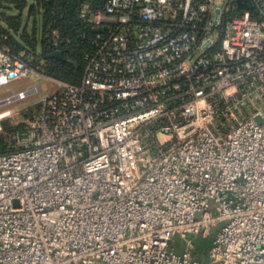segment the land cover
Returning <instances> with one entry per match:
<instances>
[{
	"label": "built area",
	"instance_id": "obj_1",
	"mask_svg": "<svg viewBox=\"0 0 264 264\" xmlns=\"http://www.w3.org/2000/svg\"><path fill=\"white\" fill-rule=\"evenodd\" d=\"M79 17L78 83L0 45V86L57 84L0 152V264H199L192 236L215 227L205 264H264V0H104Z\"/></svg>",
	"mask_w": 264,
	"mask_h": 264
},
{
	"label": "trees",
	"instance_id": "obj_2",
	"mask_svg": "<svg viewBox=\"0 0 264 264\" xmlns=\"http://www.w3.org/2000/svg\"><path fill=\"white\" fill-rule=\"evenodd\" d=\"M27 6L26 0H0V45L13 53L24 51L32 56L33 65L43 59L41 69L51 78L70 83H78L85 65V55L91 51L90 39L93 31L79 17L81 5H102L104 0H36ZM14 4L16 13H9V6ZM27 6V7H26ZM26 7L23 19L22 10ZM40 16L37 26L35 17ZM32 18L28 30L27 21ZM57 30L59 42L52 47L51 32ZM39 37V38H38ZM37 47L40 52L37 53ZM58 49L67 61L47 57ZM28 58V57H27ZM29 60H31L29 58ZM70 60L77 63L75 68ZM6 136L0 134V152L7 148Z\"/></svg>",
	"mask_w": 264,
	"mask_h": 264
},
{
	"label": "rangeland",
	"instance_id": "obj_3",
	"mask_svg": "<svg viewBox=\"0 0 264 264\" xmlns=\"http://www.w3.org/2000/svg\"><path fill=\"white\" fill-rule=\"evenodd\" d=\"M36 3L33 0H26L27 6L30 4ZM26 6V7H27ZM26 7L22 10L23 19L25 17ZM14 4L9 6V13H16L14 9ZM37 26L40 25V16L37 15L35 18ZM32 18H29L27 21L28 30L32 24ZM39 38V37H38ZM37 53L40 52V48L37 47ZM70 63L76 68L77 63L73 60H70ZM29 84L36 86H42V89L34 95L28 96L26 99L14 101L8 104H5L0 107V134L6 136V142L8 145V140L11 135L19 128L20 124L27 119L37 108V101L45 94L53 92L57 88V84L47 78L42 76H35L32 78H20L14 81H11L7 86H0V99H3L6 96H10L13 92L19 90H24ZM7 148V147H6ZM215 228H212L211 234L209 236L195 235L192 236V242L194 244L193 253L199 262V264H205L208 258V250L211 246V241L214 235ZM178 248H182L183 244L177 239Z\"/></svg>",
	"mask_w": 264,
	"mask_h": 264
},
{
	"label": "water",
	"instance_id": "obj_4",
	"mask_svg": "<svg viewBox=\"0 0 264 264\" xmlns=\"http://www.w3.org/2000/svg\"><path fill=\"white\" fill-rule=\"evenodd\" d=\"M47 57L56 58L62 61H67V59L63 57L62 52L59 50L52 51L51 53L47 55Z\"/></svg>",
	"mask_w": 264,
	"mask_h": 264
},
{
	"label": "crops",
	"instance_id": "obj_5",
	"mask_svg": "<svg viewBox=\"0 0 264 264\" xmlns=\"http://www.w3.org/2000/svg\"><path fill=\"white\" fill-rule=\"evenodd\" d=\"M182 249V248H181ZM180 248H179V250H181Z\"/></svg>",
	"mask_w": 264,
	"mask_h": 264
}]
</instances>
